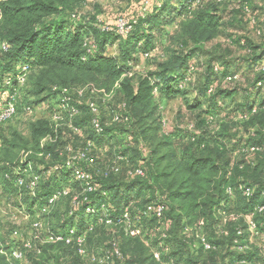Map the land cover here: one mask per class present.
Listing matches in <instances>:
<instances>
[{"label": "trees", "instance_id": "1", "mask_svg": "<svg viewBox=\"0 0 264 264\" xmlns=\"http://www.w3.org/2000/svg\"><path fill=\"white\" fill-rule=\"evenodd\" d=\"M87 1L0 0V20L7 30L2 41L11 44L8 52L0 53L3 60L0 82L3 83L6 77L16 73L21 65H26L29 74H38L33 85V94L38 98L56 101L55 87L87 86L108 94L117 93L120 97L118 103L114 102L113 97L97 101L100 108L99 122L103 128L101 134H97L92 125L93 116L87 105L88 94L76 103L80 115L72 120V125L77 131L64 123L56 127L51 121L39 120L31 125L30 139L14 135L17 142H10L19 150H33L44 158L54 159L53 169L59 176L42 177V172L39 173L41 178L38 176L34 199L40 208H47V212L51 207H57L51 215L61 224L53 228L51 233L75 228L78 233L84 234L88 249L89 239L94 238L100 243L105 228L117 227L105 225L106 218L117 222L124 213L121 212L123 204L129 203L130 197L134 194L138 197L150 194L153 198L161 197L159 200L166 206L164 221L168 222L170 229L169 233L166 232V239L163 240L159 235L158 240H162L173 253L166 257L168 259H165L166 255L162 256L164 261L173 260L177 264L183 261L184 264H242L243 261L246 264H259L257 258L260 248L256 249V253H251V247L249 251H236V240L239 239L242 245L249 244L245 233L242 237L237 236L240 229L246 230L242 225L234 226L228 238L217 241L207 238L213 247L210 251L201 244L190 242V237L184 235V229L196 220H204L206 227L212 226L215 222L214 209L231 197L226 189L230 186L236 188L242 182L244 186L255 188L253 196L245 198L246 208H252L249 209L251 215H256L253 221L264 235V213L260 215L255 210L264 205V135L254 140L261 147L252 163L244 164L242 159L233 162L227 158L222 135L212 136L203 130V121L198 126L200 132L196 134L179 129L169 130L163 125V102L166 100L182 98L190 111H198L203 115L217 112L220 98L235 103L240 95L239 88L218 89L208 93L212 83L224 78L232 65L238 68L225 60L222 62L225 65L224 72H215L214 63L219 59L216 56L209 61L196 97L189 100L191 61L206 54V45L224 34L226 26L240 28L233 25L235 12L228 11L227 3L230 2L244 9L246 22L260 30L264 40V29L256 22L259 10L256 0H161L151 12L136 23L133 22V30L126 37L114 32H102L95 25V19L77 26L63 19L69 9ZM167 28H174L175 31L169 34ZM164 39L171 43V49L167 51L166 60L158 64L157 71L132 74L137 64L136 56L156 51ZM231 41L246 52L250 72L253 68L251 62L264 58V44L256 45L246 37H234ZM117 43L118 55L109 54L108 48ZM263 81L264 72L257 74L255 87L252 85L247 91L252 93L256 89L258 92V83ZM19 94L20 91L14 117L26 108H34L28 104L23 109ZM6 103L5 99L4 105ZM254 103L256 100L249 97L235 111L243 107V115H247L249 124L257 122L264 126V98L261 102L263 109L256 114L252 113ZM104 108H108L109 119L102 112ZM56 112L57 106L53 115ZM116 117L119 120L116 121ZM42 140H46V143L42 144ZM88 144L93 145L90 152L92 162L81 168L91 175L95 190L83 195L79 193V204L73 205L74 197L78 196L74 192L84 191V183L76 180L73 172L66 169V149L82 150ZM109 145L111 149L107 148ZM106 152L111 156L107 165L105 158L101 157ZM137 170L142 171L143 175H136ZM63 192H67V195H63ZM58 193L62 195L54 205H50L49 201ZM64 201L67 204L69 202L66 209ZM102 206L106 209L102 210ZM91 207L96 208L98 213L89 215L87 209ZM139 215L148 219L143 217L142 212ZM149 219L156 220L155 217ZM13 248L16 247L0 241V264H21L8 258ZM118 249L122 253V260L127 256L125 264H160L138 238L123 237ZM64 252L73 254L76 264L78 259H85L74 245L58 243L48 244L43 249L34 247L30 252H25L24 264H60ZM29 253L34 254L30 256V262ZM173 256L180 260L173 259ZM261 264H264V257H261Z\"/></svg>", "mask_w": 264, "mask_h": 264}, {"label": "rangeland", "instance_id": "2", "mask_svg": "<svg viewBox=\"0 0 264 264\" xmlns=\"http://www.w3.org/2000/svg\"><path fill=\"white\" fill-rule=\"evenodd\" d=\"M160 2L161 0H88L85 4L69 9L67 14L63 15V19H66L72 26L92 22V19L100 21L102 25L114 26L116 21L121 17L136 23L138 19L143 18L147 13L151 12ZM255 4L259 7L256 13V22L257 24L260 23L259 26L264 29V0H256ZM227 7L228 11L235 12V15H233L234 18L232 19L234 27L239 26L241 29L226 26L224 34H221L214 42L206 45V54L194 58L191 61L190 72L192 75L190 81L192 83L189 86L190 95L188 99L191 100L196 97L197 89L204 81L209 61L213 56L219 58L214 63L215 72H224L225 65L222 62L225 60L231 61L238 68L236 69L232 65L229 73L224 78L216 79L212 83L208 93L218 89L232 90L239 88L240 95L233 104L230 101H224L221 98L218 99L216 110H219L210 115H203L198 111H190L182 98L166 100L163 102V120L166 122V128L169 130L179 129L195 134L200 132L198 126L203 121V130H207L212 136L216 134L222 135L221 141L225 150H227V158L233 162L237 160L241 161L242 159V163L251 164L256 153L251 152L250 148L261 147L255 144L254 140L259 136V139H261L264 135V126H260L257 122L254 125L249 124L247 115H243V107L238 111L235 110L238 109L236 108L238 105L242 106L245 104V101L249 97L256 100V103L252 106L254 107L252 110L253 114L263 109L261 102L264 98V81L258 83V92L255 91L256 89H253L252 91L254 92L252 93L247 90L252 85L255 87L256 83L254 84V82L257 74L264 72V58L251 62L253 68L250 72L247 66L249 63H246V52L231 40L234 37H246L256 45H263L264 40L262 39L260 30L253 28L250 24L248 25L242 7L234 4V2L227 3ZM238 20L241 22L240 25L238 24ZM6 31V27L0 20V41L3 40L2 37L6 35ZM166 31L169 34H173L175 29L167 28ZM117 47L118 43L109 47V54L117 56ZM170 49L171 43L167 39H164L159 49L149 54V57H145L144 54L137 55V64L133 67L132 74L142 75L155 73L158 64L166 60L167 51ZM2 65L3 60L0 56V69ZM216 68L218 69L217 71ZM37 75L36 72H32L27 76V81L20 89L19 94V101L22 103L23 109L28 104L34 106V108L31 111H28L26 108L19 112L16 117H12L5 122H0V241H4L5 245H13V247L20 248L25 252H30V250L24 249L26 243H32L37 249L47 247L48 244L45 239L47 233L53 232V228H57L61 224V221L57 222L56 218L51 215L55 213L57 207H54L55 209L51 207L47 213H44L43 209L46 208H40L38 202L34 200L36 190L31 187L33 179L38 177L39 173L42 172V177H51L56 174L53 169L54 159L51 157L44 158L34 153L33 150H19L10 143L17 142L14 139V135L30 139L31 125L39 120L52 122L56 101L49 98L45 99L44 97L38 98L33 94V85ZM231 77L235 78L229 80ZM112 97L115 99V103L119 102L120 97L117 93H112ZM96 99L100 100L102 98L96 97ZM4 102L5 97L1 93L0 113L5 107ZM206 107L207 105L205 104ZM102 112L109 119L108 108L102 109ZM258 131L260 132L259 135L257 134ZM41 143L45 144L46 140H42ZM107 148L111 149L110 145ZM101 157L105 158V165L109 163L111 158L108 152L104 153ZM95 160L98 161L97 159ZM24 163L25 165L23 166L22 164ZM94 164L93 161V166ZM25 167H27L26 170ZM242 168L243 166H241ZM41 176L39 177L41 178ZM57 176L59 175L56 174L55 177ZM60 176L62 177L63 174ZM236 186V188H234L235 186H230L233 189V194L230 195L231 197L227 201L218 204L214 209L215 222L212 226L206 227L207 224L204 220L198 222L196 220L193 222V225L189 224L186 226L184 235L188 238L190 237L188 239L190 242L192 241L196 245H199L200 241L198 237L200 235L205 239L210 238L213 241H217L223 237L228 238L231 235V229L238 224L246 227V230L243 229L245 231L246 241L250 239L251 235L248 231V226L256 218V215H251L250 210L252 208H249L250 206L246 208V199L241 191L244 184L241 182ZM74 193L78 194L76 197L79 199V193L83 195L84 191L81 192L78 190ZM159 198L161 199V197L153 198L150 194L144 197H138L137 194H134L133 197H130L129 203L126 202L123 204L121 212H129L132 214L134 226L138 227L141 231L140 237L130 236L129 227L105 228V235H103L100 243L96 242L94 238L89 239V256L84 260L78 259V264H125L127 256L124 260H116L104 254L106 249H112L113 246L121 247L123 237L138 238L151 250L152 254L153 252H157L162 254L161 256L166 255L164 257L168 259L166 257H170L173 251L167 248L162 240H158L160 233H169L170 227L168 222L164 221V219L163 221L149 218L143 219L139 215L150 203L161 201ZM68 204L67 201L63 202L64 209H66ZM37 223L42 225L40 231H37L34 227ZM250 241L251 253H256V249H261V251L258 250L260 255L257 258L259 264H261V257H264V250L262 249L264 235L260 233L259 236L253 237ZM236 251L237 253H241L238 249ZM33 255V253L28 254L29 262L30 256ZM93 258L97 260L101 259L102 262L94 263L92 262ZM174 258L180 260L176 256H173ZM60 264H76V258L70 252H64L62 253ZM180 264H184V261Z\"/></svg>", "mask_w": 264, "mask_h": 264}, {"label": "built area", "instance_id": "3", "mask_svg": "<svg viewBox=\"0 0 264 264\" xmlns=\"http://www.w3.org/2000/svg\"><path fill=\"white\" fill-rule=\"evenodd\" d=\"M99 30L102 32H114L117 35H120L122 37L128 36L131 31L133 30L134 23L132 21H129L125 18H119L116 21V24L114 26L109 25H102L100 21H97L95 24ZM11 49V44L7 41H0V53H6ZM145 57H149V54H144ZM218 69L216 68V71ZM29 74V68L26 65H21L16 73L9 75L6 77V79L2 82H0V92L2 93L3 97L7 100V103L4 107V109L0 113V122H5L12 117L16 115L17 112V96L22 88V86L27 81V76ZM235 78V77H234ZM233 77L229 78V80H233ZM55 91H57V99H56V106H57V112L52 117V122L58 127L60 123H64L68 125L71 129L74 131H77V128H75L72 125V120L80 115V109L78 108V105L76 104L78 99L84 98L89 94V99L87 101V105L89 107V110L93 116L92 125L94 130L97 134H101L103 132V128L99 122V116H100V108L98 104V99L96 97L102 98L103 100L111 99L112 93L108 94L104 91L97 90L92 87H83V88H54ZM11 91L13 93H11ZM157 93V91H156ZM209 93H212L210 91ZM28 111H31L30 108L27 109ZM115 120H119L118 117L115 118ZM163 125L166 128V122L163 120ZM130 140V139H128ZM93 148L92 144H88V147L82 150H74L71 147H67V153L68 157L65 162L66 169H69L73 172L74 177L76 180L81 181L84 183V193H91L93 192L94 186L92 185V177L91 175L83 170L81 168L82 165H88L92 162V159L90 157L91 149ZM251 152H259V147L250 148ZM136 175H143V172L140 170H137L135 172ZM39 177H35L31 183V187L35 188L38 183ZM241 191L245 198H251L253 194L255 193V188L244 186L241 188ZM227 193L229 195L233 194V189L228 187ZM63 195H67V192H63ZM61 193H58L55 195L50 201V205H54L60 196ZM264 196V193H263ZM79 199L76 197L73 199V205H78ZM106 208L102 206V210H105ZM257 214H263L264 213V205H260L255 208ZM44 213H47V208L43 209ZM166 212V206L163 202L158 201L155 203H152L148 205L144 211L142 212V215L146 218L155 217L159 221H163L164 215ZM87 213L89 215H95L98 213V210L96 208L91 207L87 209ZM203 224V223H201ZM105 225L107 226H117V227H129V234L132 237H140L141 231L138 227L134 226V219L132 215L129 212H124L123 215L115 222L111 218L105 219ZM37 231H40L42 229V225L37 223L34 225ZM248 231L250 233V239L248 240L249 243H251V239L253 237L259 236L260 232L258 230L257 224L255 221H251L248 226ZM244 235L243 230H239L237 233L238 237H242ZM161 238L164 240L167 238V233L162 232L160 233ZM199 241L200 244L203 245L205 250L210 251L213 249L212 245L202 236L200 235ZM46 243L47 244H58V243H64L66 245H74L77 249V252L79 255H81L83 258H87L89 256L88 249L86 247V239L84 234L78 233V231L75 228H71L65 232H58V233H47L46 236ZM235 244H238V250L241 252H245L250 250V244L242 245L241 242L238 240L235 241ZM34 245L32 243H26L24 245L25 250H33ZM105 255H109L110 257L115 258L116 260H122L123 256L121 251L118 249V247L113 246L112 249H108L104 251ZM154 259L160 263V264H177L175 261H164L160 253L153 252ZM11 261L19 262L21 264H24L25 261V251L20 248H13L11 254L8 257ZM94 263L96 262H102L101 259H95L93 258ZM114 264V263H112ZM242 264H246V261H243Z\"/></svg>", "mask_w": 264, "mask_h": 264}, {"label": "crops", "instance_id": "4", "mask_svg": "<svg viewBox=\"0 0 264 264\" xmlns=\"http://www.w3.org/2000/svg\"><path fill=\"white\" fill-rule=\"evenodd\" d=\"M262 248H264V245H263V247Z\"/></svg>", "mask_w": 264, "mask_h": 264}]
</instances>
